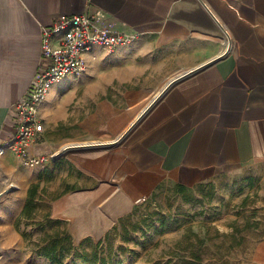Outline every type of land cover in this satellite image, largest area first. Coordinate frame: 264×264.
<instances>
[{"label": "crops", "instance_id": "1", "mask_svg": "<svg viewBox=\"0 0 264 264\" xmlns=\"http://www.w3.org/2000/svg\"><path fill=\"white\" fill-rule=\"evenodd\" d=\"M86 13L135 36L145 62L154 48L169 51L168 64L152 70L160 81L142 90L154 97L130 109L129 127L169 82L223 57L173 85L122 144L50 164L92 181L50 202L75 240L102 239L162 184L188 188L238 171L264 187V0H0V145L15 134V106L38 70L42 30L61 15ZM50 100L52 92L33 155L57 143ZM23 168L12 150L0 155V193L12 188L0 199L3 254L19 243L15 224L35 183L19 177ZM250 264H264V234Z\"/></svg>", "mask_w": 264, "mask_h": 264}, {"label": "rangeland", "instance_id": "2", "mask_svg": "<svg viewBox=\"0 0 264 264\" xmlns=\"http://www.w3.org/2000/svg\"><path fill=\"white\" fill-rule=\"evenodd\" d=\"M140 49L145 47L132 43L115 52L98 50L83 76L54 86L50 105L58 121L49 131L57 143L45 155L77 144L112 142L129 130L130 109L154 97L142 93L160 81L151 77L153 68L170 60L168 50L154 48L145 62ZM52 165L23 166L19 177L36 186L31 216L15 224L19 243L13 253L0 250V264H250L264 234V187L248 172L232 171L184 190L162 184L102 239L79 242L64 221L51 216L50 202L92 181L66 164ZM53 248L58 262L40 255Z\"/></svg>", "mask_w": 264, "mask_h": 264}, {"label": "built area", "instance_id": "3", "mask_svg": "<svg viewBox=\"0 0 264 264\" xmlns=\"http://www.w3.org/2000/svg\"><path fill=\"white\" fill-rule=\"evenodd\" d=\"M135 36L115 32L94 14L61 15L41 33V58L27 94L17 102L15 134L0 145V155L12 150L24 167H47L55 155H33L45 131L41 110L55 85L88 71L87 57L96 50L115 52Z\"/></svg>", "mask_w": 264, "mask_h": 264}, {"label": "water", "instance_id": "4", "mask_svg": "<svg viewBox=\"0 0 264 264\" xmlns=\"http://www.w3.org/2000/svg\"><path fill=\"white\" fill-rule=\"evenodd\" d=\"M222 57L223 56H220L219 58H216L209 63L203 64L194 70L186 72V73L182 74L181 76H178L177 78H175L171 82H169V84L166 86V88L164 90H162L160 95L156 96L150 102V104L140 113V115L137 117V119L131 124L129 130L126 133H124L123 135H121L120 137H118L115 141L105 142V143H92V144L85 145V146H79L78 145V146H74V147H66L63 150H61L59 153L55 154V161H58L59 159L64 157L67 153L72 152V151H86V150H95V149L109 150V149H112V148L122 144L124 142V140L129 136V134L133 131V129H135L140 124L142 119L151 111V109L155 106V104L166 94V92L173 85H175L180 80L188 77L189 75L194 74V73H196V72H198L204 68H207V67L213 65L214 63L219 61ZM11 191H12V188H8L4 192H1L0 193V199L4 194L9 193Z\"/></svg>", "mask_w": 264, "mask_h": 264}, {"label": "trees", "instance_id": "5", "mask_svg": "<svg viewBox=\"0 0 264 264\" xmlns=\"http://www.w3.org/2000/svg\"><path fill=\"white\" fill-rule=\"evenodd\" d=\"M35 189H36V186L34 185V186H32L31 188H30V190H29V199H28V203H27V205H26V207H25V209H24V211H23V213H22V216L21 217H24V216H26V217H30L31 216V211H32V209H31V205H32V200L35 198ZM181 189H185V187H181ZM20 220H21V218L20 219H18V221H17V225H19V222H20ZM40 255H42V256H44V257H46V258H50L52 261H54V262H58V256H57V251H56V249L55 248H53L52 250H44V252L43 253H40ZM83 260L85 261V262H87L88 261V259L87 258H83Z\"/></svg>", "mask_w": 264, "mask_h": 264}, {"label": "bare ground", "instance_id": "6", "mask_svg": "<svg viewBox=\"0 0 264 264\" xmlns=\"http://www.w3.org/2000/svg\"><path fill=\"white\" fill-rule=\"evenodd\" d=\"M89 144H92V143H86V144H77V145H73V146H69V147H74V146H85V145H89Z\"/></svg>", "mask_w": 264, "mask_h": 264}]
</instances>
